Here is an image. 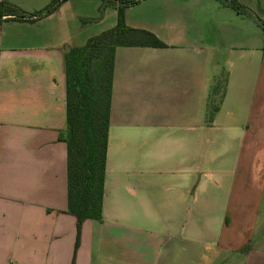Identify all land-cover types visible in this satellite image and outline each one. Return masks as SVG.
Segmentation results:
<instances>
[{
	"label": "crops",
	"instance_id": "obj_1",
	"mask_svg": "<svg viewBox=\"0 0 264 264\" xmlns=\"http://www.w3.org/2000/svg\"><path fill=\"white\" fill-rule=\"evenodd\" d=\"M91 1L0 25V264H264V2L125 9L167 47L115 50L102 218L79 231L64 65Z\"/></svg>",
	"mask_w": 264,
	"mask_h": 264
},
{
	"label": "trees",
	"instance_id": "obj_2",
	"mask_svg": "<svg viewBox=\"0 0 264 264\" xmlns=\"http://www.w3.org/2000/svg\"><path fill=\"white\" fill-rule=\"evenodd\" d=\"M62 1L54 0L37 13L6 7L5 1H0V25L6 21L34 22L56 11ZM118 1L117 24L89 38L85 45L71 47L65 55L67 130L61 139L68 146V208L78 218L79 231L87 219L102 218L115 50L118 47H167L154 33L127 25L125 9L140 0ZM106 49L111 51V67L107 112L102 117L87 62L93 53L100 54ZM226 88V80L213 86L209 97V122L220 110Z\"/></svg>",
	"mask_w": 264,
	"mask_h": 264
},
{
	"label": "rangeland",
	"instance_id": "obj_3",
	"mask_svg": "<svg viewBox=\"0 0 264 264\" xmlns=\"http://www.w3.org/2000/svg\"><path fill=\"white\" fill-rule=\"evenodd\" d=\"M1 1H5L6 7L18 8L22 12H33L40 9L41 7L39 8V6L44 4V2L41 0H11V2L8 0ZM254 1L259 3V0ZM262 1L264 2V0ZM147 4L148 2L142 4L141 7H144ZM118 5V0H95L91 2H80L79 10L82 14V32L78 43L83 44L87 36H95L104 30L110 29V26H112V21L116 20L115 23L118 21ZM260 16L264 20V13H262ZM90 57L92 58L87 62V69H89L92 75V80L95 86V95L100 101L99 111L103 117L107 112L106 104L110 80L111 51L106 49L100 54L93 53V55Z\"/></svg>",
	"mask_w": 264,
	"mask_h": 264
}]
</instances>
